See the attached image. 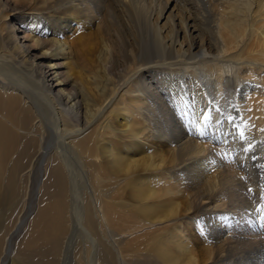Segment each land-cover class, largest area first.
I'll list each match as a JSON object with an SVG mask.
<instances>
[{
  "label": "bare ground",
  "instance_id": "6f19581e",
  "mask_svg": "<svg viewBox=\"0 0 264 264\" xmlns=\"http://www.w3.org/2000/svg\"><path fill=\"white\" fill-rule=\"evenodd\" d=\"M263 78L264 0H0V264H264Z\"/></svg>",
  "mask_w": 264,
  "mask_h": 264
},
{
  "label": "rangeland",
  "instance_id": "374dc122",
  "mask_svg": "<svg viewBox=\"0 0 264 264\" xmlns=\"http://www.w3.org/2000/svg\"><path fill=\"white\" fill-rule=\"evenodd\" d=\"M252 47V45L248 44L247 46H245L244 48V52L248 49H250ZM262 78V77H261ZM264 79V78H263ZM224 95H222L223 97V101L219 102V105L218 107L221 108L219 109L217 106L216 108L219 109L224 116H220L221 119L225 122H227V126H226V130L229 132L228 133V139L230 136L234 137L235 138V141L234 139L232 140L233 143H236V141H238V138L242 140L243 143H246V139L247 137H245L244 135V128H243V124L242 123H253V124H258V122L260 123V119L257 118L260 117L261 115L260 114H256L254 115L253 114V111L252 110H247L246 113L243 115L242 113L243 112H240V111H237L236 112V107L238 106V101H235V96L237 95V93L235 91H231V92H225L223 93ZM214 98L213 99H217V95L213 94ZM234 97V98H233ZM232 100V101H231ZM223 102V103H222ZM232 102V103H231ZM223 105V106H222ZM216 109V110H217ZM223 109H224V112H223ZM231 109V110H230ZM234 109V110H233ZM239 110V109H238ZM229 111V112H228ZM236 112V113H235ZM238 113V114H237ZM241 114V115H240ZM252 114V116H251ZM239 117H238V116ZM254 116V117H253ZM245 117V118H243ZM256 117V119H255ZM242 118V119H241ZM254 118V121L253 119ZM245 119V120H244ZM242 124V125H241ZM237 125H240L239 127ZM242 127V128H241ZM232 128L234 129V131L232 130ZM262 128H264V126H262ZM190 129H192V126L191 125H187L186 126V130L187 132L190 131ZM234 133H233V132ZM231 132V133H230ZM233 133V134H232ZM232 134V135H231ZM237 134V135H235ZM239 135V136H238ZM249 139V138H247ZM218 143L215 144L217 145V148L218 147H223L224 148V145L221 141H217ZM222 143V144H221ZM264 133L262 135L261 138H259L258 140H254V139H251L248 141L247 143V150L250 152H252V155H249L248 158L250 159V163H245L243 162V164L241 165V167L243 168H247L248 170H246V173H249L251 176H252V181H254V185H255V188H254V191L253 192H249L248 190L247 193L245 194V196L247 197V205H248V209L250 210L251 214L254 216V217H257L256 219L260 220V224L261 225H264V222L261 221L260 217H261V213H258L256 211V209L261 205V204H264V200H262L261 198L264 197ZM253 147V148H252ZM223 148H221V150H223ZM220 149V148H219ZM220 150V151H221ZM247 151L244 152L243 155H247L246 154ZM225 154V155H224ZM224 154H220V157H222L223 159H225L226 157V153L224 152ZM250 154V153H248ZM228 158V156H227ZM244 161V160H242ZM252 161V162H251ZM253 163V164H252ZM247 165V166H246ZM251 166V167H250ZM254 169H253V168ZM259 167V168H258ZM251 170V171H250ZM255 171V172H254ZM252 172V173H251ZM35 176L32 177V182L29 183L28 187L30 188V190L28 189L27 187V193L26 194H23L24 196V201L23 203H19L21 206H24L25 207V210H27L29 207L30 209L27 210V212H30V214L26 217V222H30L36 215V212L39 208V202L41 201V197L39 198V193H38V198L36 200V202L33 204L32 202V199L34 197V193L32 191H34V181H35ZM144 181V180H143ZM147 186V184H145ZM154 186H157V187H161L159 185V181H155L154 182ZM258 186V187H257ZM33 188V189H32ZM258 189V190H257ZM29 190V191H28ZM255 192V193H254ZM33 193V194H32ZM31 194L33 195V197H31ZM41 195V194H40ZM248 195V196H247ZM251 196V197H250ZM255 196V197H253ZM256 200V201H255ZM256 202V204H255ZM26 212V211H25ZM140 219H141V216H140ZM186 223L187 221H184L182 222L183 226H184V231H186L185 233L187 234V236L189 235L188 232H187V227H186ZM171 227V226H170ZM169 227V229H170ZM195 228H197L195 225H194ZM25 229V230H24ZM168 229V230H169ZM27 230V227L26 228H22L21 231L16 235L15 238H13V241H12V252L9 256V258H7L8 260V264H15V261L17 259L16 257V254L17 252L19 251L20 249V246L23 242V240L25 239L26 237V232ZM170 235V234H169ZM168 235V231H167V236L169 237ZM264 236V235H263ZM144 244H146V240L143 239L141 240L139 243H138V254L136 255V259H139L141 258L142 256H140L144 251H143V247H144ZM192 249H194L195 251H198L199 248H197L196 246L192 245ZM140 262V261H139ZM143 262V261H141Z\"/></svg>",
  "mask_w": 264,
  "mask_h": 264
},
{
  "label": "snow or ice",
  "instance_id": "6c2138e0",
  "mask_svg": "<svg viewBox=\"0 0 264 264\" xmlns=\"http://www.w3.org/2000/svg\"><path fill=\"white\" fill-rule=\"evenodd\" d=\"M248 191L251 192L252 189L249 188ZM261 199L264 200V197H262ZM256 211H257L258 213H261V217H260V219H261L262 222H264V204H261V205L256 209Z\"/></svg>",
  "mask_w": 264,
  "mask_h": 264
}]
</instances>
